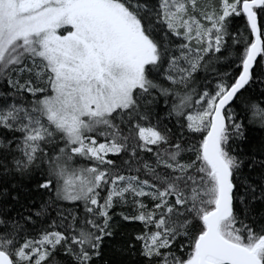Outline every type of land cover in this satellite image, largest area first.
<instances>
[{
    "label": "trees",
    "instance_id": "obj_1",
    "mask_svg": "<svg viewBox=\"0 0 264 264\" xmlns=\"http://www.w3.org/2000/svg\"><path fill=\"white\" fill-rule=\"evenodd\" d=\"M121 1L136 8L157 61L146 68L147 83L128 108L81 132L93 140L92 149L114 153L75 151L43 115L53 95L46 62L26 40H14L13 47V34L0 35V251L14 264H196L195 244L217 184L202 152L211 120L195 131L188 116L203 97L218 99L240 77L254 42L242 12L248 0H195L191 17L220 18L212 51L203 49L180 84L164 75L182 57L184 41L159 22L158 0ZM255 12L262 51L227 109L221 138L234 188L232 217L220 232L246 248L259 246L264 264V5ZM87 171L96 176L91 191L69 198L65 180L70 187L75 182L68 175ZM128 179L153 193L132 200L134 191L126 189L109 200Z\"/></svg>",
    "mask_w": 264,
    "mask_h": 264
},
{
    "label": "rangeland",
    "instance_id": "obj_2",
    "mask_svg": "<svg viewBox=\"0 0 264 264\" xmlns=\"http://www.w3.org/2000/svg\"><path fill=\"white\" fill-rule=\"evenodd\" d=\"M158 2L159 22L184 41L182 57L172 59L164 75L180 84L194 73L203 49L212 51L220 17L215 13L214 18H204L205 22L191 17L189 10L195 7V0ZM137 15L136 8L121 0H0V35L13 34L8 42L13 47L14 40H26L34 54L46 62L53 78V95L45 99L43 115L62 129L78 148L75 151L105 155L118 150L92 149L88 144L93 140L87 141L81 132L93 129L116 110L128 108L133 92L147 83L146 67L156 61V53ZM216 100L203 97L196 103L197 109L188 116L193 130L210 121ZM144 137L150 140L149 135ZM68 176L75 182L70 187L62 178L69 198L87 196L96 180L91 171ZM115 189L109 200L126 189L134 191L132 200L153 193L131 179L120 181Z\"/></svg>",
    "mask_w": 264,
    "mask_h": 264
},
{
    "label": "water",
    "instance_id": "obj_3",
    "mask_svg": "<svg viewBox=\"0 0 264 264\" xmlns=\"http://www.w3.org/2000/svg\"><path fill=\"white\" fill-rule=\"evenodd\" d=\"M262 5H264V0H248L242 4V11L248 19L254 42L244 62L242 74L235 85L218 100L204 142L203 156L217 176L219 193L214 210L204 216L206 230L196 243L197 264H215L214 261L225 264H262L256 255L257 251L260 250L259 246L254 250H249L226 240L219 231L221 222L232 215L233 192L231 171L221 157L220 135L225 128L224 112L250 80L251 71L261 54L262 39L254 8H259ZM0 264H13L10 256L3 251H0Z\"/></svg>",
    "mask_w": 264,
    "mask_h": 264
},
{
    "label": "bare ground",
    "instance_id": "obj_4",
    "mask_svg": "<svg viewBox=\"0 0 264 264\" xmlns=\"http://www.w3.org/2000/svg\"><path fill=\"white\" fill-rule=\"evenodd\" d=\"M252 47V46H251ZM251 49L249 50L248 54L250 53Z\"/></svg>",
    "mask_w": 264,
    "mask_h": 264
}]
</instances>
